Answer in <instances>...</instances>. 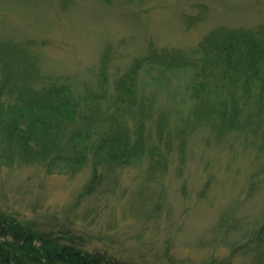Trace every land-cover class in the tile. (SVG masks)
<instances>
[{
  "label": "rangeland",
  "instance_id": "obj_1",
  "mask_svg": "<svg viewBox=\"0 0 264 264\" xmlns=\"http://www.w3.org/2000/svg\"><path fill=\"white\" fill-rule=\"evenodd\" d=\"M260 23L264 0H0V40L32 41L46 73L78 82L97 83L107 49L111 81L151 41L190 51L214 28ZM140 76L155 109L170 112L168 126L190 112L186 75H170L169 85ZM204 134L173 150L163 173L146 157L108 170L92 197L80 195L89 165L73 177L38 165L4 168L0 213L76 238L111 264H264L248 246L264 223V150L255 143L263 137L234 131L212 145Z\"/></svg>",
  "mask_w": 264,
  "mask_h": 264
},
{
  "label": "trees",
  "instance_id": "obj_2",
  "mask_svg": "<svg viewBox=\"0 0 264 264\" xmlns=\"http://www.w3.org/2000/svg\"><path fill=\"white\" fill-rule=\"evenodd\" d=\"M33 44L0 40V171L38 165L47 174L73 177L89 165L80 195L92 197L108 170L144 157L148 168L163 173L170 153L184 149L186 138L198 130L205 132L202 142L212 145L234 131L261 134L255 143L264 150V23L214 28L190 51L151 41L148 51L111 81L107 49L97 83L46 73ZM142 71L158 85H169L170 75L187 76L193 103L178 124L168 126L170 112L155 109L156 97L146 95ZM250 236L248 246L264 263V223ZM75 240L0 213V264H111Z\"/></svg>",
  "mask_w": 264,
  "mask_h": 264
}]
</instances>
